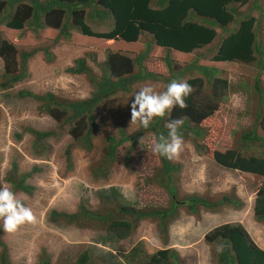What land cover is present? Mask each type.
Segmentation results:
<instances>
[{"label": "trees", "instance_id": "trees-1", "mask_svg": "<svg viewBox=\"0 0 264 264\" xmlns=\"http://www.w3.org/2000/svg\"><path fill=\"white\" fill-rule=\"evenodd\" d=\"M260 1L0 0V26L20 32L26 28L35 37L44 28L57 31L55 41L59 38L69 39L71 31L94 39L125 43H135L144 34L151 40V45L165 51L162 63L166 73L171 76L170 79L163 78L145 69V61L151 48L146 43L144 50L133 57L108 51L97 77L86 67L84 60H74L73 66L66 73L86 77L91 93L85 99L71 101L60 99L51 93L35 95L29 91L15 92V96L23 102L37 104L35 111L48 117L54 127L52 130H36L21 124L23 133L30 138L29 154L34 158H42L48 153L47 141L58 133H64L68 138V144L62 150L65 171L70 169V148L76 145L88 162L93 164V176L105 178L114 167L118 148L127 144L123 159L126 162L144 134H150L153 143L161 133L167 136L166 123L168 119L174 118L183 120L180 133L184 141L191 142L194 152L198 155L207 154V150L201 145L207 134L202 122L214 115L229 89L228 82L219 76V70L198 63L200 56L201 59L205 58L206 54L203 53H208L209 61L213 63L254 64L256 68L249 89L255 100L252 120L247 127L235 133L233 148L212 151L210 159L223 169L264 179V84L260 85L264 38L259 25V18L264 15V11L260 8ZM246 5L248 9L240 13L238 10ZM253 11L258 15L254 17L251 14ZM86 21L109 22L110 28L102 32L93 31ZM171 51L194 54L197 57L174 71V62L169 56ZM35 52L36 50L17 53L12 44L0 37V92L9 91L14 84L27 77L26 64ZM187 74L188 77L184 78ZM173 79L187 81L194 89L187 97V109L181 110L177 106L170 117L157 118L148 129L136 126L133 132L127 133L123 128H117L115 135L107 134L102 139L99 137L101 141L96 139V134L104 129L98 125L109 122L113 119L111 117L115 118L120 113L119 108H106L108 106L104 101L117 94L129 93L133 84L146 80H162L165 90ZM15 135L14 133L16 139L20 138ZM156 156L157 167L150 177L154 178V185L167 196L165 206L135 209L113 200L111 202L114 206L108 205L99 214L78 206L74 213L52 210L48 213L49 219L67 223L94 220L99 229L106 232L105 236L99 238L101 244L109 245L127 238L134 226L142 220L155 223L159 234L165 237L167 225L176 218L178 208L194 217L198 216L200 210L215 213L222 207L241 208L242 204L233 190L221 194L217 199L197 194L179 196L175 186L179 165L157 154ZM38 173L36 166L21 171L17 163L11 160L3 173L2 184L10 187L16 194L29 197L33 186L28 180ZM105 205L101 204L102 207ZM252 212L254 219L264 225V187L255 192ZM202 241L209 248L213 264H264V250L251 241L238 222H226L211 228L203 234ZM143 248V242L140 241L128 252L117 253V256L104 254V257L102 254L96 257L93 252L84 250L77 254L71 264H107L106 259L108 264H182L173 248L155 250L151 254H146ZM0 264H11L7 247L1 238V230ZM37 264H50L45 249L40 251Z\"/></svg>", "mask_w": 264, "mask_h": 264}, {"label": "rangeland", "instance_id": "rangeland-1", "mask_svg": "<svg viewBox=\"0 0 264 264\" xmlns=\"http://www.w3.org/2000/svg\"><path fill=\"white\" fill-rule=\"evenodd\" d=\"M259 5L264 11V0H261ZM246 9L247 5L238 11L243 13ZM251 14L254 17L258 15L254 11ZM86 24L97 32L110 28L109 22L86 21ZM259 25L264 38V15L259 18ZM56 35L57 31L49 28L40 30L35 37L26 28L20 32L0 26V37L12 44L17 53L36 50L27 61V77L14 84L9 91L0 92L2 187H5L2 184V176L11 160L17 163L21 171L33 166L39 170L38 174L28 180L33 186L32 194L29 197L16 194L18 199L33 210L37 223L25 224L15 233H8L3 230L0 221L1 238L7 247L10 263L37 264L40 251L45 249L50 264H71L77 254L84 250L93 252L96 257L100 254L102 257L104 254L117 256V253L128 252L136 242L141 241L146 254L159 249L173 248L177 251L182 264H213L209 248L203 243L202 236L213 226L224 222L241 223L251 241L264 250V225L254 219L252 212L255 192L264 187V179L223 169L210 159L212 151L233 148L235 133L247 127L252 120L255 114V100L249 89L256 68L254 64L213 63L209 61L208 53H203L206 56L202 59L200 56L198 63L219 70V76L228 82L229 89L214 115L202 122L207 134L201 145L207 150V154L198 155L194 152L191 142L184 141V150L179 159L172 160L179 165L175 186L179 196L197 194L209 199H217L221 194L233 190L242 204L241 208L222 207L215 213L200 210L197 217L178 208L176 218L167 225L165 237L159 234L155 223L142 220L134 226L127 238L109 245L101 244L99 238L105 236L106 232H102L94 220L67 223L62 220L53 222L49 219L48 213L52 210L74 213L78 206L99 214L104 212L108 205L114 206L111 202L113 200L135 209L165 206L167 203V196L154 185V178L150 177L158 162L156 153L152 150L153 139L148 133L142 136L144 142L140 144L139 140L126 162L123 159L127 144L117 149L114 167L105 178L93 176L91 173L93 164L88 162L87 157L76 145L70 148V169L65 171L62 150L68 144V138L64 133H58L47 141L48 153L42 158H34L29 154L30 138L23 133L21 124L36 130H52L54 127L48 117L35 111L37 104L23 102L15 96V92L29 91L35 95L51 93L60 99L71 101L87 98L91 93V86L86 77L66 73V70L73 66L74 60H84L86 67L97 77L108 51L133 57L144 50V45L148 43L151 48L145 61V69L154 75L171 78L162 63L165 51L151 45V40L144 34L135 43L107 42L80 35L76 31H71L69 39L59 38L55 41ZM169 56L174 62V71L197 57L194 54L185 55L175 51H171ZM1 71L0 60V74ZM186 77L188 74L184 78ZM162 82L146 80L136 83L130 87L129 93L117 94L104 101L108 106L106 108L113 110L119 108L120 113L115 118L111 117L113 119L109 122L98 125L104 129L96 134V139L100 140L107 134L115 135L117 128H123L127 133L133 132L137 126L130 125V106L134 95L145 85H159L157 91H163L165 86ZM263 84L264 59L260 74V85ZM14 133L20 138L16 139ZM65 172L66 174L62 175ZM103 203L104 205L106 203L105 207L101 206ZM106 263L108 264V259Z\"/></svg>", "mask_w": 264, "mask_h": 264}, {"label": "clouds", "instance_id": "clouds-1", "mask_svg": "<svg viewBox=\"0 0 264 264\" xmlns=\"http://www.w3.org/2000/svg\"><path fill=\"white\" fill-rule=\"evenodd\" d=\"M158 87L159 85H145L136 92L130 106V125L148 129L157 118L170 117L177 106L181 110L188 108L187 97L194 91L190 83L173 79L167 84L164 91H157ZM182 126V119H168L166 123L167 136L161 133L154 140L153 152L169 161L179 159L184 150V139L180 133ZM143 142L144 137H141L140 144ZM0 221H2L5 232L15 233L25 224L35 225L37 217L30 207L17 198L16 193L10 187L5 186L0 187ZM241 226L243 227L242 224Z\"/></svg>", "mask_w": 264, "mask_h": 264}, {"label": "bare ground", "instance_id": "bare-ground-1", "mask_svg": "<svg viewBox=\"0 0 264 264\" xmlns=\"http://www.w3.org/2000/svg\"><path fill=\"white\" fill-rule=\"evenodd\" d=\"M108 42V41H107Z\"/></svg>", "mask_w": 264, "mask_h": 264}, {"label": "crops", "instance_id": "crops-1", "mask_svg": "<svg viewBox=\"0 0 264 264\" xmlns=\"http://www.w3.org/2000/svg\"><path fill=\"white\" fill-rule=\"evenodd\" d=\"M214 227V226H213Z\"/></svg>", "mask_w": 264, "mask_h": 264}]
</instances>
